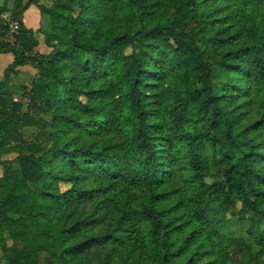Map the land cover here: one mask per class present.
I'll list each match as a JSON object with an SVG mask.
<instances>
[{
    "label": "trees",
    "instance_id": "trees-1",
    "mask_svg": "<svg viewBox=\"0 0 264 264\" xmlns=\"http://www.w3.org/2000/svg\"><path fill=\"white\" fill-rule=\"evenodd\" d=\"M48 1L0 5L4 264H256L264 0ZM30 5L49 20L46 56ZM235 216L253 242L224 231Z\"/></svg>",
    "mask_w": 264,
    "mask_h": 264
},
{
    "label": "rangeland",
    "instance_id": "rangeland-1",
    "mask_svg": "<svg viewBox=\"0 0 264 264\" xmlns=\"http://www.w3.org/2000/svg\"><path fill=\"white\" fill-rule=\"evenodd\" d=\"M28 1H30V0H22L23 3H26ZM35 1H37L40 4L42 3V4H47V5L50 3L48 0H35ZM3 3H6L7 6H9V7L13 6V0H0V5H2ZM4 14H6V13H4ZM4 14H3L4 19L10 21V24H12L11 27L9 26V32H10L12 30V28H15V25H14L15 22L11 20L9 15H6L7 16L6 17V16H4ZM7 14H9V13H7ZM44 17L45 18L42 20V22L40 23V26L36 30L37 31V39L39 40V44H38L35 52L38 54L46 56L50 53L51 47L45 43L44 31L46 29H48V27H49V20L47 19L46 16H44ZM9 32H8V34H9ZM7 39H10V42L13 41V37L10 35L7 36ZM126 52L129 53L130 49L127 48ZM19 69H20V73H19L20 75H19V78H17L16 82H18L20 84L24 83V84L28 85L30 82L31 76L37 74V68L33 65H30V64L23 66V67H20ZM20 94H21V90L18 89V91H16V93L13 94V100L14 101H22V103H23L22 110L26 111L27 99L25 97L22 98L20 96ZM32 116L35 117V119H50V116H48L46 114L32 113ZM36 132H37V129L35 126L27 127L24 129V133H25L24 136L26 137V139H32V137L35 135ZM42 140H43V138L40 136L38 138L37 142H39V141L42 142ZM43 142H44V140H43ZM12 157H14V156L11 154L3 156V158H12ZM1 173H2V168L0 166V175H1ZM65 188H66V186L61 187L62 190ZM228 217H229V214H228ZM246 220H247L246 216L243 218H241L240 216L232 217V219H230V221L226 224L224 231L228 232L230 234H233L235 236L244 237L247 240H250L251 242H253L254 234L248 235L245 232V229L248 226ZM261 229H264V225L261 227ZM2 257H3L2 256V250L0 248V264H4ZM256 264H264V254L262 255V257L260 258V260Z\"/></svg>",
    "mask_w": 264,
    "mask_h": 264
},
{
    "label": "crops",
    "instance_id": "crops-1",
    "mask_svg": "<svg viewBox=\"0 0 264 264\" xmlns=\"http://www.w3.org/2000/svg\"><path fill=\"white\" fill-rule=\"evenodd\" d=\"M6 15H9V14L7 13L4 14V16ZM44 18H45L44 15H41L40 11L35 5H30L23 13V22L25 26L28 28H32L33 30L38 29V27L40 26V23L42 22ZM8 35H10V32ZM7 36H6V39H7ZM7 40L10 41V39H7ZM12 60H13V56L11 53H0V66L2 65L0 67V80L3 77L4 69L7 67L9 63L12 62Z\"/></svg>",
    "mask_w": 264,
    "mask_h": 264
},
{
    "label": "built area",
    "instance_id": "built-area-1",
    "mask_svg": "<svg viewBox=\"0 0 264 264\" xmlns=\"http://www.w3.org/2000/svg\"><path fill=\"white\" fill-rule=\"evenodd\" d=\"M14 24V23H13ZM15 28H12V30L10 31V36L13 37V35H15L17 33V23L15 22ZM13 25V26H14ZM12 26V24H10V27Z\"/></svg>",
    "mask_w": 264,
    "mask_h": 264
}]
</instances>
